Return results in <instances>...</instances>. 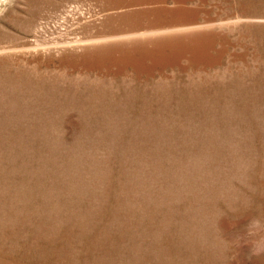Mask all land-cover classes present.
<instances>
[{"label":"rangeland","instance_id":"1","mask_svg":"<svg viewBox=\"0 0 264 264\" xmlns=\"http://www.w3.org/2000/svg\"><path fill=\"white\" fill-rule=\"evenodd\" d=\"M264 0H0V264H264Z\"/></svg>","mask_w":264,"mask_h":264},{"label":"clouds","instance_id":"2","mask_svg":"<svg viewBox=\"0 0 264 264\" xmlns=\"http://www.w3.org/2000/svg\"><path fill=\"white\" fill-rule=\"evenodd\" d=\"M239 246L241 242L250 247V256L264 255V213L257 212L247 223L243 235L233 238Z\"/></svg>","mask_w":264,"mask_h":264}]
</instances>
